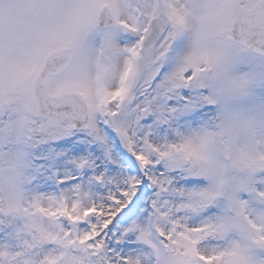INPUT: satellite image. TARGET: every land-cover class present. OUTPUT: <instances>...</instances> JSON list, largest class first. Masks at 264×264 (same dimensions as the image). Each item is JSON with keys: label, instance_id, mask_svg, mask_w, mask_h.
Masks as SVG:
<instances>
[{"label": "snow or ice", "instance_id": "1", "mask_svg": "<svg viewBox=\"0 0 264 264\" xmlns=\"http://www.w3.org/2000/svg\"><path fill=\"white\" fill-rule=\"evenodd\" d=\"M0 264H264V0H0Z\"/></svg>", "mask_w": 264, "mask_h": 264}]
</instances>
